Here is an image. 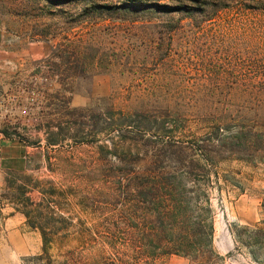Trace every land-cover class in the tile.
Masks as SVG:
<instances>
[{
  "label": "rangeland",
  "instance_id": "1",
  "mask_svg": "<svg viewBox=\"0 0 264 264\" xmlns=\"http://www.w3.org/2000/svg\"><path fill=\"white\" fill-rule=\"evenodd\" d=\"M68 1L0 0L6 45L50 49L22 56L1 93L5 131L30 147L0 195L1 225L4 205L22 212L11 199L24 187L35 203L40 251L21 264H199L160 254L149 228L166 211L133 203L122 184L136 174L181 183L148 200L188 203L190 225L212 224L209 264H264V0H145L203 12L128 20L86 10L136 0ZM33 221L54 232L47 253Z\"/></svg>",
  "mask_w": 264,
  "mask_h": 264
},
{
  "label": "trees",
  "instance_id": "2",
  "mask_svg": "<svg viewBox=\"0 0 264 264\" xmlns=\"http://www.w3.org/2000/svg\"><path fill=\"white\" fill-rule=\"evenodd\" d=\"M59 1L63 3L69 2L68 0ZM91 9H93V11L95 12H98L99 14L106 13V16L109 18H117L122 20H128L126 17L127 15L138 16L146 12H155L158 14L181 13L184 14L185 18H190L195 12H203L202 8L198 9L190 5H182L181 7L176 8L166 4L149 3L145 0H136L131 3H123L121 5H99L98 3H93L92 5L87 7L86 12ZM132 22H136V20L133 19ZM66 40L70 42V39ZM72 45L73 44H71L70 46ZM63 53L67 54V52L64 50L57 55L58 58H60L64 64H71V54L73 55V53H70V55L66 56ZM259 101L261 102V104H263L264 98ZM4 133L6 136H10L6 131H4ZM14 173L15 172H12L8 175H12ZM163 174H166V172ZM166 175L169 174L167 173ZM124 181L125 183L122 184V186L127 193L131 194L134 197L133 203L141 202L148 205H154L155 213L156 211H160L161 209H164L166 211V213L163 214L162 217L161 215H158L156 221L157 224H151L149 228L151 232H160L164 236L162 243H160V254L183 256L199 264H209V259L214 254L212 247L214 229L212 224H208L207 226H205L204 231H202V229L196 228L192 224L190 225L191 217L187 214L189 212L188 203L180 202V205L178 204L177 200L172 198L168 202L165 201L160 205H155L154 201L148 200H154L160 194L165 195V197L169 196L170 198L171 196H174L173 193H175L176 190H178L179 188L182 189L181 183H177L176 178L161 177L151 179L145 178L143 175L137 176L136 174L133 177H127ZM6 182L8 183V187L13 189V187H11L12 183H10L9 180H6ZM27 195L28 188L24 187L23 190L19 192V196L12 195L13 197L11 199V202L13 204H23V209L21 211L27 219H30L31 212L27 211V209L29 208V206H33L35 203L31 198H25ZM180 216H183L184 218L183 223L185 226L182 228L179 227L178 222ZM29 223L33 229H39L41 231L44 242V253H47L52 244V240L49 237L54 232L48 231V223L41 224L39 223V221H33Z\"/></svg>",
  "mask_w": 264,
  "mask_h": 264
},
{
  "label": "crops",
  "instance_id": "3",
  "mask_svg": "<svg viewBox=\"0 0 264 264\" xmlns=\"http://www.w3.org/2000/svg\"><path fill=\"white\" fill-rule=\"evenodd\" d=\"M31 55L37 59L47 58L50 49L31 44L26 48L6 45L0 29V195L3 194L8 174L26 170L30 150L24 141L5 135L6 111L1 93L7 86L13 88L16 85V77L23 75L24 71L22 56L28 58ZM1 216L0 264H21L24 258L39 253L40 237L28 227L22 212L7 204L2 208Z\"/></svg>",
  "mask_w": 264,
  "mask_h": 264
},
{
  "label": "built area",
  "instance_id": "4",
  "mask_svg": "<svg viewBox=\"0 0 264 264\" xmlns=\"http://www.w3.org/2000/svg\"><path fill=\"white\" fill-rule=\"evenodd\" d=\"M1 223V222H0ZM0 227H1V224H0Z\"/></svg>",
  "mask_w": 264,
  "mask_h": 264
}]
</instances>
